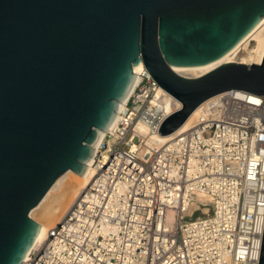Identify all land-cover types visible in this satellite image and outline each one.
<instances>
[{
  "label": "water",
  "instance_id": "95a60500",
  "mask_svg": "<svg viewBox=\"0 0 264 264\" xmlns=\"http://www.w3.org/2000/svg\"><path fill=\"white\" fill-rule=\"evenodd\" d=\"M264 0H0V264H23L44 221L54 225L145 67L182 109L183 125L230 89L264 96L261 64L227 61L197 77L263 20ZM259 264H264V232Z\"/></svg>",
  "mask_w": 264,
  "mask_h": 264
},
{
  "label": "built area",
  "instance_id": "2783aa9c",
  "mask_svg": "<svg viewBox=\"0 0 264 264\" xmlns=\"http://www.w3.org/2000/svg\"><path fill=\"white\" fill-rule=\"evenodd\" d=\"M143 68L88 186L23 264H259L264 96L223 91L149 142L183 104Z\"/></svg>",
  "mask_w": 264,
  "mask_h": 264
},
{
  "label": "bare ground",
  "instance_id": "6f19581e",
  "mask_svg": "<svg viewBox=\"0 0 264 264\" xmlns=\"http://www.w3.org/2000/svg\"><path fill=\"white\" fill-rule=\"evenodd\" d=\"M249 44L250 46H248ZM263 58H264V18L242 42H240L235 48H233L223 57L203 65L177 66L174 68V70L183 76L197 77L211 71L212 69L216 68L217 66L227 61L245 62L247 64H253V63L261 64ZM138 82H139V78L136 79V82L134 84L133 89L131 90V93L133 92ZM158 94L161 93L159 92ZM128 98L121 103L123 105L122 108L125 106V103L128 100ZM199 110L200 107H197L194 110V112L188 117V119L183 123V125L174 132L167 135L157 134L155 136L150 137L149 142H161L163 141V139H166L169 136L183 130L189 125L190 120L199 112ZM118 118H119V114L114 120L112 127L115 126V124L118 121ZM143 130L146 131V128L143 127ZM92 162H93V158H91L90 165L88 166L84 174H74L76 172L72 170H68L56 180V182L59 185H61L63 188L69 189L71 191L69 199L65 204V206L62 208V210L58 213V215L49 214V216L58 218V221L54 225L47 226V224L45 223L44 219L47 216L49 210L47 209L45 211L44 215L41 218V222L43 225L41 226V230L37 236L33 248L41 245L47 239V237L50 236L51 231L59 224L63 216H65V214L69 211L72 205L76 202V200L81 196L82 192L88 186L91 177L94 174V167L92 165Z\"/></svg>",
  "mask_w": 264,
  "mask_h": 264
},
{
  "label": "rangeland",
  "instance_id": "374dc122",
  "mask_svg": "<svg viewBox=\"0 0 264 264\" xmlns=\"http://www.w3.org/2000/svg\"><path fill=\"white\" fill-rule=\"evenodd\" d=\"M253 42H254V41H253ZM248 46H250V44H249ZM200 196H202V195H200ZM205 197H206V196H205ZM208 198H209V197H206V199H208ZM206 214H207V213H206ZM195 215H200V216H201V215H203V214L199 212V213H196Z\"/></svg>",
  "mask_w": 264,
  "mask_h": 264
}]
</instances>
